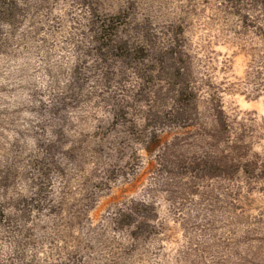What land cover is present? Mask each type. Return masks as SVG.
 I'll use <instances>...</instances> for the list:
<instances>
[{"label":"rangeland","instance_id":"374dc122","mask_svg":"<svg viewBox=\"0 0 264 264\" xmlns=\"http://www.w3.org/2000/svg\"><path fill=\"white\" fill-rule=\"evenodd\" d=\"M0 264H264V0H0Z\"/></svg>","mask_w":264,"mask_h":264}]
</instances>
